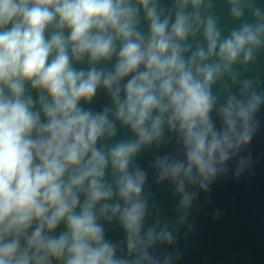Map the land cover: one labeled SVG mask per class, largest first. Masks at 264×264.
<instances>
[{"label": "clouds", "instance_id": "9594fccd", "mask_svg": "<svg viewBox=\"0 0 264 264\" xmlns=\"http://www.w3.org/2000/svg\"><path fill=\"white\" fill-rule=\"evenodd\" d=\"M225 5L227 34L215 0H0V264H178L201 194L251 169L264 108L244 75L264 5ZM153 149L171 221L137 163Z\"/></svg>", "mask_w": 264, "mask_h": 264}, {"label": "water", "instance_id": "95a60500", "mask_svg": "<svg viewBox=\"0 0 264 264\" xmlns=\"http://www.w3.org/2000/svg\"><path fill=\"white\" fill-rule=\"evenodd\" d=\"M169 3L170 0H164ZM264 5V0H257ZM215 14L225 34L233 27L228 21L225 0H215ZM111 67V64L107 65ZM79 67H86L80 65ZM244 75L259 78L261 90H264V53L256 64ZM108 98L103 91L98 92L90 105L99 111ZM260 127L248 149L242 153L252 157V167L239 179L234 177L235 162L226 178L218 180L208 195L201 194L190 216L193 224L191 233L185 235L182 229L177 241V249L182 254L178 264H264V108L257 114ZM131 134L122 130L117 139L130 138ZM172 146L160 149V154L172 151ZM156 150H149L137 157V163L149 172L148 187L159 203L164 219L174 220L176 200L172 197L168 185H156L154 173L149 168V161L154 158ZM220 210L219 219H213L216 210ZM63 230V225L57 233ZM106 237L113 241L123 238V233L114 222L106 226Z\"/></svg>", "mask_w": 264, "mask_h": 264}]
</instances>
